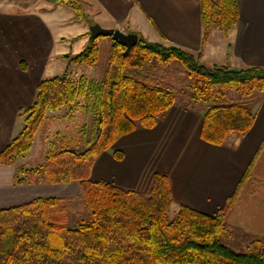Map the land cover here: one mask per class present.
Segmentation results:
<instances>
[{"label":"trees","instance_id":"16d2710c","mask_svg":"<svg viewBox=\"0 0 264 264\" xmlns=\"http://www.w3.org/2000/svg\"><path fill=\"white\" fill-rule=\"evenodd\" d=\"M48 1L67 7L78 20L87 18L80 0ZM199 7L202 46L212 28L227 33L237 22L236 0H199ZM97 39L90 35L79 53L65 55L67 67L62 74L37 84L32 105L20 114L22 130L0 151V165L16 166L15 184L78 182L81 193L73 198H36L0 209V264H264L260 239L252 238L242 252L225 242L231 232L226 215L250 167L217 213L206 215L181 205L172 219L168 217L171 190L165 175L155 173L146 195L90 178L101 153L133 130L155 126L176 102L171 90L142 77L146 64L177 61L183 66L188 80L183 102L205 105L200 136L214 145L223 144L231 134H245L253 125L255 115L242 100L264 95V67H207L200 62V52L138 36V43L127 54L122 45L112 43L101 80L71 75L70 66H92L98 61ZM232 93L241 100L227 102ZM80 99L95 115L96 135L87 148L77 152L51 143L36 166L19 164L47 113L64 109L73 116V106ZM115 156L120 158L121 153ZM69 213L78 218L72 226Z\"/></svg>","mask_w":264,"mask_h":264},{"label":"crops","instance_id":"0c3cea01","mask_svg":"<svg viewBox=\"0 0 264 264\" xmlns=\"http://www.w3.org/2000/svg\"><path fill=\"white\" fill-rule=\"evenodd\" d=\"M80 1L85 20L48 0L45 4L0 0V151L22 130L20 114L32 105L37 84L65 71L67 53L62 49L67 26H80L69 35L71 39H88L90 25L97 23L106 29L134 32L148 42L200 52L204 65L211 61V66L230 69L264 67V0H236V24L227 33L213 29L203 46L199 0ZM69 69L71 75L76 71L74 66ZM205 110L201 103L187 106L175 102L155 126L139 127L101 153L91 167L90 178L146 195L155 173H161L169 181L171 206L185 205L214 215L250 167L226 215L231 232L225 242L231 248L235 245L231 238L243 246L252 238L264 243V95L253 102L251 128L243 135H229L221 145L205 142L200 136ZM62 112H48L47 118ZM34 143L35 139L32 147ZM28 153L19 164L36 166L35 162L28 164ZM15 172L16 166L0 165V209L36 198H73L81 193L78 182L53 185L38 180L17 185Z\"/></svg>","mask_w":264,"mask_h":264},{"label":"rangeland","instance_id":"374dc122","mask_svg":"<svg viewBox=\"0 0 264 264\" xmlns=\"http://www.w3.org/2000/svg\"><path fill=\"white\" fill-rule=\"evenodd\" d=\"M37 1H42L45 4L44 0H28V2L32 4H37ZM93 21L89 22L91 24ZM95 24V23H94ZM91 26V25H90ZM219 30L217 28H212ZM80 30V26H67L64 28L63 32L66 34V46L64 47L65 52L68 54L75 55L79 53L89 41L90 27L88 39L77 37L75 39H71L69 37L72 32ZM210 31V32H211ZM97 46L99 48V58L98 61L92 66H76L73 65L76 69L73 72V76L78 77L79 75H84L89 79L99 81L103 78L105 71L108 66V59L110 54V48L112 43L114 42L110 37H98ZM164 45V44H163ZM168 46V45H165ZM196 54V53H195ZM211 62V61H210ZM209 61H206L205 65L210 67L211 65ZM52 65V64H51ZM59 75V74H58ZM142 77L150 80L153 84H157L166 89L171 90L175 97L176 102H183L184 97L182 95V91H184L188 85V80L185 74V70L183 66L177 62L173 61L167 65H160L156 62H151L145 65L144 69L141 70ZM53 76H49L48 78H52ZM263 94H255L256 97H261ZM251 100L243 99L246 105L251 106ZM240 97H238L235 93H232L228 96L227 102H235L240 101ZM86 102L84 100H79L77 104L73 106V111L71 114L73 116H69L67 114V110L63 109V114H56L53 118H46V120L41 124L38 128L34 139L35 143L32 149L29 151V163L35 162L38 164L42 161L45 156L46 151L49 148V144L53 143V145L57 148L64 147L69 148L77 152H82L88 146V142L95 138L96 135V124H95V115L88 110L86 107ZM34 142V140H33ZM67 185V184H65ZM178 208L175 206H171L169 208L168 217L172 219ZM70 225L75 224L74 222L78 220L77 217H74L69 213ZM229 241L234 243V250H239L240 252L244 251L246 246H243L241 242L234 241L232 238ZM236 242V243H235Z\"/></svg>","mask_w":264,"mask_h":264},{"label":"water","instance_id":"95a60500","mask_svg":"<svg viewBox=\"0 0 264 264\" xmlns=\"http://www.w3.org/2000/svg\"><path fill=\"white\" fill-rule=\"evenodd\" d=\"M90 34L95 38L110 37L125 48L124 54H127L138 43V35L134 32L125 33L120 29H106L97 23L90 26Z\"/></svg>","mask_w":264,"mask_h":264}]
</instances>
